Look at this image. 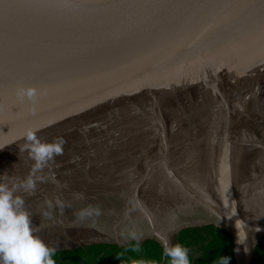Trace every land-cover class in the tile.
Returning <instances> with one entry per match:
<instances>
[{
    "label": "water",
    "instance_id": "obj_1",
    "mask_svg": "<svg viewBox=\"0 0 264 264\" xmlns=\"http://www.w3.org/2000/svg\"><path fill=\"white\" fill-rule=\"evenodd\" d=\"M18 86L41 90L15 100ZM64 139L40 170L23 133ZM0 177L56 251L229 231L264 237V0H0ZM100 210L81 220V211ZM238 225L247 238L238 243ZM259 229V230H257Z\"/></svg>",
    "mask_w": 264,
    "mask_h": 264
},
{
    "label": "clouds",
    "instance_id": "obj_2",
    "mask_svg": "<svg viewBox=\"0 0 264 264\" xmlns=\"http://www.w3.org/2000/svg\"><path fill=\"white\" fill-rule=\"evenodd\" d=\"M41 90L35 86H18L15 89V100L23 104L31 101L32 111L35 112L36 103ZM38 129H29L23 133L25 143L21 145V152L27 151L29 158L35 162V169L40 170L57 156L63 154L65 140L60 138L53 142H42L36 135ZM3 149V148H0ZM0 177V264H56L54 256L56 249L35 234L31 214L25 208V197L20 194L21 189L31 194L36 188L32 178H27L17 184L7 183L6 177ZM100 215L97 208L93 211H81L78 218L83 220L91 215ZM238 243H243L247 234V225H238ZM259 230V229H257ZM126 239L135 242L134 251H139L142 234L130 230ZM163 244V257L167 264H192L189 249L181 243H172L165 236L160 237ZM217 264H229V257L223 256Z\"/></svg>",
    "mask_w": 264,
    "mask_h": 264
},
{
    "label": "trees",
    "instance_id": "obj_3",
    "mask_svg": "<svg viewBox=\"0 0 264 264\" xmlns=\"http://www.w3.org/2000/svg\"><path fill=\"white\" fill-rule=\"evenodd\" d=\"M178 242L189 249L192 264H217L223 256L229 257V264H236L234 240L229 231L213 224L186 228L179 234ZM127 246L112 243L87 244L75 249L56 251V264H167L163 257V246L154 239ZM199 256L194 257L192 252ZM252 264H264V237L256 248Z\"/></svg>",
    "mask_w": 264,
    "mask_h": 264
},
{
    "label": "rangeland",
    "instance_id": "obj_4",
    "mask_svg": "<svg viewBox=\"0 0 264 264\" xmlns=\"http://www.w3.org/2000/svg\"><path fill=\"white\" fill-rule=\"evenodd\" d=\"M171 242L172 243H177L178 242L177 236H173ZM192 254L194 255L195 258H197L199 256L198 251L197 252H192Z\"/></svg>",
    "mask_w": 264,
    "mask_h": 264
}]
</instances>
